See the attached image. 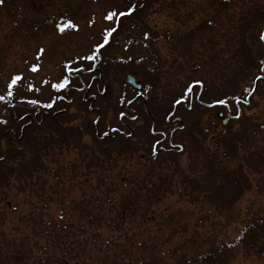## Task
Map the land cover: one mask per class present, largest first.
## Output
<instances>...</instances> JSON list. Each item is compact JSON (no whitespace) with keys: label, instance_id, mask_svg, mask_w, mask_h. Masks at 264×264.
Instances as JSON below:
<instances>
[{"label":"rangeland","instance_id":"obj_1","mask_svg":"<svg viewBox=\"0 0 264 264\" xmlns=\"http://www.w3.org/2000/svg\"><path fill=\"white\" fill-rule=\"evenodd\" d=\"M128 5V0H3L0 3V95L5 97L0 100V129L15 125L11 112L14 101L37 100L44 107L54 100L53 109L61 98L69 117L72 116L70 133H54L59 141L62 138L70 144H58L50 150L58 154L59 163H52L49 169L62 171L63 179L55 182H59L63 195L40 200L21 194L17 201L49 202L47 216L76 218L79 216L69 213L73 204L85 202L89 206L107 207V202L139 197L145 211L136 215L126 212L124 218L133 222L122 232L110 231L111 227L108 233H103L107 242L111 240L115 245L130 248L131 264H147V261L264 264V196L251 191L237 202V196L231 194L217 198L202 184L209 181L206 174L210 171L208 160L206 167L202 166L205 148L216 149L217 157L222 156L225 163L231 164L235 162L232 150L237 153V138L236 141L232 138L243 127L249 129L248 136L264 141V130L257 128L264 127V82L256 94L249 96L244 91L246 88L251 91L259 73L254 63L243 57L247 51L257 56L253 62L264 57L261 39L264 0H154L144 14L123 21L121 32L99 51L95 61L79 59L89 54V49L101 42L103 30L113 25L105 19L107 12L123 10ZM69 21L76 27H68ZM40 48L45 51L37 59ZM99 59L100 71L94 69ZM90 63L91 72L70 73L65 68V64L74 68ZM34 64L38 66L35 71ZM128 74L142 84L140 92L127 83ZM16 75L22 79L9 89ZM64 76L71 81L75 76L81 77L87 88L90 84L88 91H73L68 103L69 97L63 94L65 89L58 91L51 86ZM194 81L202 84H193ZM189 85H193V93L200 102L211 104L214 99L228 98L234 116L239 109L233 97L240 96L243 102L249 98L250 103L241 106L240 120L218 127L217 108L212 109V115L202 113L200 106L195 105L193 110L185 108L189 104L190 94L185 93ZM8 91L13 94L8 96ZM186 95L174 111L175 101ZM82 98H88L86 104ZM133 99L137 100L132 106L135 113L129 115H136V119L127 122L133 129L128 147L119 139L95 140L94 125L82 119L87 109L93 107L94 114H89L93 120L100 115L102 137L103 133H110V128H121L117 115ZM62 118L67 120L68 116ZM153 121L157 132L169 134L175 129L174 144L182 149L176 147V152L161 153L149 162V154L160 140L153 135ZM228 125L230 133L220 137ZM78 127L82 129L80 138ZM46 130L55 128L50 126ZM41 134H33V143L29 144L32 149L41 146L42 141L37 138ZM239 148L243 152L242 144ZM80 150L98 156L120 153V157L112 166L105 163L92 166L88 171L93 175L86 176L87 170L78 159ZM74 162L79 176L71 181L70 168ZM49 180L54 183L52 176ZM258 182L264 185L263 180ZM204 189L206 193H200ZM216 202L224 206L217 209ZM229 204L232 208L226 210L224 207ZM95 211L96 218H120L113 213ZM139 218L149 220L142 223ZM237 238L240 244L252 247L237 250Z\"/></svg>","mask_w":264,"mask_h":264},{"label":"trees","instance_id":"obj_2","mask_svg":"<svg viewBox=\"0 0 264 264\" xmlns=\"http://www.w3.org/2000/svg\"><path fill=\"white\" fill-rule=\"evenodd\" d=\"M128 2L130 4L131 0H128ZM136 3L138 5L136 12L130 17L122 18L118 32L113 34L109 39V43L116 34L121 32L123 21L131 20L138 14H144L154 3V0H136ZM139 5H142V7ZM243 57L245 61L254 63L259 74H264V63H262L264 59L259 58L257 62H253L255 58L248 51L244 52ZM101 62L100 59L95 62L94 69L102 70L100 68ZM93 79H91V83ZM100 79L102 80V78ZM260 83L261 80H256L255 78V83L251 88V90L254 88L255 91H250L251 94L259 92ZM77 87H81V89H77ZM89 87L85 86L81 77L75 76L70 87L68 86L63 94L69 97L70 101L67 102L70 103L73 91H88ZM87 101L88 98H82L83 104H86ZM136 101V99H133L130 103H126L123 117L119 115L121 112L117 115L121 128H110L108 135L102 134L103 138L99 135L100 115L98 118L96 116L94 120L89 115L93 113L91 112L93 110L92 106L87 109L88 113L83 116V122L87 121L94 125L92 135L93 137L95 136V140L103 142L105 138L109 140L119 139L123 141L124 147L127 148L129 139L133 134L131 126L127 122L134 120L129 113L131 114L134 111L131 105H135ZM58 102L59 105H62L61 107L57 103L55 108L50 109L38 103L14 101L11 103V112L15 125L0 129V264H131L132 254L129 250L130 248L118 244L115 245L111 240L107 242L103 239V233H108L111 227L112 230L110 231L122 232L126 225L133 222L134 220L132 219L127 220V218H124L126 212H131V215L144 212L145 210L139 197H123L119 202H107L109 205L104 203V205H108L107 207L102 204L89 206L85 202L75 206L73 204L69 213L79 216L76 218H52L47 216L46 205L49 202L46 204H40V201L31 203L25 199L22 205L20 201H17V196L21 194L26 197L34 196L37 199L40 197V200L59 194L63 195L59 182H55V179L58 181L63 179L62 171L57 169L52 172L49 169L52 163H57L56 157L58 158V154L51 153L50 150L58 144L60 146L70 144L69 141L62 140V138L59 141L54 133H70L72 127L69 126V123L72 116L69 117L68 109L63 106L61 98H59ZM188 103V106L184 105L187 110H193L196 105L200 106L202 113L213 114L212 108L200 102V99L198 100L194 93L190 94ZM176 109H178L177 104L174 111ZM66 116H68L67 120L62 118ZM241 118L242 116H239L237 120ZM237 120L228 118L229 122ZM167 123H170L168 119ZM222 125L224 124L219 121L218 127ZM50 126H53L55 130H46ZM151 127L153 135L159 136L161 139L162 134L155 131V121H153ZM212 127H216V125ZM122 128L127 133L125 130H121ZM225 128L227 131L220 133V137L230 133L231 126H225L223 130ZM257 128L264 130V127ZM77 131L80 138L82 129L78 127ZM41 132V136L37 137L42 141L41 146L32 149L29 144L32 145L33 143V134ZM248 132L249 129L243 127L232 138L235 141L237 138V153L235 149L231 153L234 156L231 155V157L235 159L234 163L227 164L223 161L222 156L217 157L216 149H204L206 157L203 159L202 166L206 167L205 160H208L210 171L206 174V176L209 175L207 177L209 181H202V184L207 187V192L213 193L217 198L231 194V196H237L238 202L251 191L259 196H264V185L261 186L258 182L259 180L264 181V141L248 136ZM128 133H131V135H128ZM164 133L169 138L171 137L172 132L169 134ZM3 141L5 142L4 146L2 144ZM239 144L243 145V152L242 150L240 152ZM81 149L86 150L84 147ZM81 153H79L80 157L78 159L87 170L86 176L93 175L92 172L88 171L92 166H103L102 163L112 166L120 157V153L101 154L100 156L95 152L85 154L81 151ZM158 155L154 151L149 154V159L151 158L149 162H153ZM77 167V162L71 165V175L69 174L71 181H74L79 176ZM200 175L204 177V174ZM51 176L54 179V183H50L49 178ZM114 178L117 179L116 176ZM123 181L122 179L121 182ZM195 193L193 192V196L195 195L196 198H199V194ZM200 193H206V190L204 189ZM26 205L29 206V209L22 208V206ZM223 206L216 202L217 209ZM224 208L230 210L232 205L229 204L228 207ZM96 209L102 213H113L120 218H96ZM139 219L142 223H146L149 220V218ZM240 241L237 238V250L242 247L248 250L252 247L251 244H240ZM111 250L113 251L110 252ZM154 263L156 262L147 261V264ZM198 263L206 264L205 261H198Z\"/></svg>","mask_w":264,"mask_h":264},{"label":"snow or ice","instance_id":"obj_3","mask_svg":"<svg viewBox=\"0 0 264 264\" xmlns=\"http://www.w3.org/2000/svg\"><path fill=\"white\" fill-rule=\"evenodd\" d=\"M3 0H0V3H2ZM140 7H142V5H139ZM137 3H136V0H131L130 4L128 6H126L123 10H116V11H109L107 12L106 16H105V19L106 20H109V21H112L113 22V25L108 27V28H105L103 30V33H102V40L101 42H98L96 43L92 48L89 49V54H86L82 57H79V59L81 60H87V61H95L97 58H98V53L101 49H103L108 43H109V39L113 36V34L117 33L118 32V29L120 27V22L122 20V18H126V17H130L133 15V13L136 12L137 10ZM67 26L68 27H76L75 25H73L71 23V21H69L67 23ZM63 26H60V31H63ZM145 36H147V33L145 34ZM261 39H264V36L261 37ZM44 49L43 48H40L39 51H38V54H37V59L40 58V55H42L44 53ZM264 63V62H262ZM37 65H33L32 66V70L35 71L37 69ZM65 68L68 72L72 73H84V72H91L93 71V67H92V64H88L86 66L84 65H77L76 67H71L70 64H65ZM22 79V77L20 75H16L12 78L11 80V83L8 85V88L10 89L11 87H13L18 81H20ZM260 77H256V80H259ZM46 82V81H45ZM72 83V81L69 79L68 76H64L60 82L58 83H53L51 86L52 88L56 89V90H63V89H66L68 88V86ZM193 84H202V81H194ZM31 87V86H30ZM244 91L246 93H248L249 95H251V92H254L255 89L253 88L251 90V92H249V89H244ZM194 92V87L193 85H189L186 89H185V93L186 94H191ZM13 93L11 91H8L7 92V95L8 96H11ZM187 98V95L186 96H182L180 99H177L175 101L176 104H180L182 103V101L184 99ZM5 97L3 95H0V100H4ZM242 98L240 96H235L232 98V100H234L235 102H239ZM131 101H129L130 103ZM30 103L32 104H37L39 103V101L37 100H33V101H30ZM55 104V101L52 100L51 102L47 103L44 105V107L46 108H52ZM223 105L225 107H227L229 105V99L228 98H219V99H214L212 100L211 104L209 105L210 107L211 106H214V105ZM121 117H123L125 115V113L121 112L119 114ZM132 119H136L135 116L132 117ZM174 131V130H173ZM105 135H107V133H105ZM128 135H131V133H128ZM157 143H159V141H157Z\"/></svg>","mask_w":264,"mask_h":264},{"label":"flooded vegetation","instance_id":"obj_4","mask_svg":"<svg viewBox=\"0 0 264 264\" xmlns=\"http://www.w3.org/2000/svg\"><path fill=\"white\" fill-rule=\"evenodd\" d=\"M261 37H262V34H261ZM256 58H257V56H255ZM260 79L261 80H263L264 79V75L263 76H260ZM238 107H239V109L241 108V104L239 103L238 104ZM225 109H226V111L228 112V114L230 113V111H231V107L228 105L227 107H225ZM221 111H217V113H216V116L218 117V119L220 120V121H225V119H226V116H225V113L224 114H221L220 113ZM224 112V111H223ZM232 115V114H231ZM229 116V115H228ZM236 119L237 117H231V119ZM131 131H132V133H133V129H131ZM161 134H162V139L161 140H159V143H158V145H160V144H162V146H160V152H175V151H177L176 149H175V144H174V142L173 141H171V140H169L170 141V144H169V147H167V145H165L166 143V140H167V134H165L164 132H161ZM173 134V133H172Z\"/></svg>","mask_w":264,"mask_h":264},{"label":"water","instance_id":"obj_5","mask_svg":"<svg viewBox=\"0 0 264 264\" xmlns=\"http://www.w3.org/2000/svg\"><path fill=\"white\" fill-rule=\"evenodd\" d=\"M263 36H264V32H263ZM127 83L132 86L134 89L136 90H140L141 89V84L137 83L136 79L134 76L132 75H128L127 76Z\"/></svg>","mask_w":264,"mask_h":264}]
</instances>
